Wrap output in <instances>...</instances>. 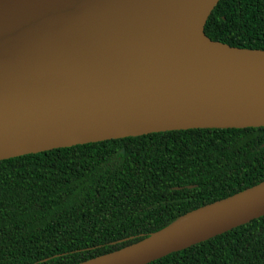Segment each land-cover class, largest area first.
I'll use <instances>...</instances> for the list:
<instances>
[{
    "label": "water",
    "instance_id": "water-1",
    "mask_svg": "<svg viewBox=\"0 0 264 264\" xmlns=\"http://www.w3.org/2000/svg\"><path fill=\"white\" fill-rule=\"evenodd\" d=\"M219 1L0 0V161L264 127V51L205 35ZM262 216L264 181L78 264H149Z\"/></svg>",
    "mask_w": 264,
    "mask_h": 264
},
{
    "label": "trees",
    "instance_id": "trees-1",
    "mask_svg": "<svg viewBox=\"0 0 264 264\" xmlns=\"http://www.w3.org/2000/svg\"><path fill=\"white\" fill-rule=\"evenodd\" d=\"M204 33L264 51V0H220ZM263 144L264 127L195 129L0 161V264H78L134 244L263 182ZM149 264H264V216Z\"/></svg>",
    "mask_w": 264,
    "mask_h": 264
}]
</instances>
